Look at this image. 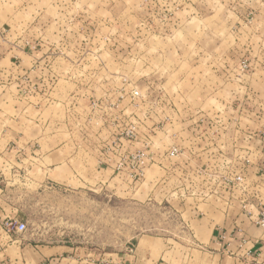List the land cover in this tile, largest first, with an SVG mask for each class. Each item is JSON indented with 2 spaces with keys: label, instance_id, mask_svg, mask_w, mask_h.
<instances>
[{
  "label": "rangeland",
  "instance_id": "374dc122",
  "mask_svg": "<svg viewBox=\"0 0 264 264\" xmlns=\"http://www.w3.org/2000/svg\"><path fill=\"white\" fill-rule=\"evenodd\" d=\"M256 201L264 0H0L2 262L208 264Z\"/></svg>",
  "mask_w": 264,
  "mask_h": 264
},
{
  "label": "crops",
  "instance_id": "0c3cea01",
  "mask_svg": "<svg viewBox=\"0 0 264 264\" xmlns=\"http://www.w3.org/2000/svg\"><path fill=\"white\" fill-rule=\"evenodd\" d=\"M258 204L256 201L253 206L245 205L234 209L235 211H232L230 207L228 210L226 207L219 208L218 206L209 208L208 241L202 243L208 247V264H264V226L258 223L262 206H258ZM17 246H19L20 253L23 252L22 255L25 254L24 252H28V249L26 250L21 245ZM29 250L32 252L31 257L33 255L35 257H32L31 260L37 259V263L42 260L47 262V260L58 258L57 253L40 254L42 249H38L37 253H34L36 249L31 247ZM52 251V249L49 250V252ZM6 260L8 261L0 260V264H13L11 257ZM33 260L32 262H34ZM15 262H18V258L15 259ZM157 264L169 263L159 262ZM179 264L195 263L188 260L187 262L179 261Z\"/></svg>",
  "mask_w": 264,
  "mask_h": 264
},
{
  "label": "built area",
  "instance_id": "2783aa9c",
  "mask_svg": "<svg viewBox=\"0 0 264 264\" xmlns=\"http://www.w3.org/2000/svg\"><path fill=\"white\" fill-rule=\"evenodd\" d=\"M247 65L245 64V65H243V67H246ZM260 217H259V220H258V223L260 224V225H262V226H264V208H262V210H260V215H259ZM12 224H13V222L12 223H10L7 227H6V230L8 231V232H11V231H13V229H12ZM26 229V224L24 223V222H19L18 224H16V226H15V230L16 231H24Z\"/></svg>",
  "mask_w": 264,
  "mask_h": 264
}]
</instances>
